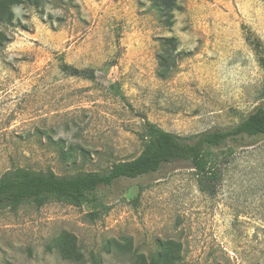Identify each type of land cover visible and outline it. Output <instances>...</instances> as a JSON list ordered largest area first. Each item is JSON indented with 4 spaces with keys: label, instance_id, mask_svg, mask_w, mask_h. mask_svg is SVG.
I'll return each instance as SVG.
<instances>
[{
    "label": "rangeland",
    "instance_id": "1",
    "mask_svg": "<svg viewBox=\"0 0 264 264\" xmlns=\"http://www.w3.org/2000/svg\"><path fill=\"white\" fill-rule=\"evenodd\" d=\"M172 1L13 7L0 23V178L105 172L142 153L145 121L192 136L264 109V0ZM234 149L218 152L212 193L182 163L81 208L0 211V264H264V136Z\"/></svg>",
    "mask_w": 264,
    "mask_h": 264
},
{
    "label": "trees",
    "instance_id": "2",
    "mask_svg": "<svg viewBox=\"0 0 264 264\" xmlns=\"http://www.w3.org/2000/svg\"><path fill=\"white\" fill-rule=\"evenodd\" d=\"M159 9L171 7L172 0H151ZM41 0H0V23L11 24L13 7L29 3L37 5ZM166 9V8H165ZM167 10V9H166ZM7 41L0 31V49ZM70 76L95 80L92 69L80 70L69 65L62 67ZM264 136V109L259 107L241 123L229 129H216L192 136H180L167 132L145 121L141 134L142 153L133 160L114 163L105 172H79L74 175H58L53 170L16 168L0 178V211H17L24 205L42 208L55 201L81 208L96 200L103 187H113L122 180H134L160 172L164 167L187 163L195 170L200 191L212 193L220 176L219 154L225 157L234 148L244 147L249 141ZM225 152V153H224ZM93 264H102L94 260Z\"/></svg>",
    "mask_w": 264,
    "mask_h": 264
}]
</instances>
